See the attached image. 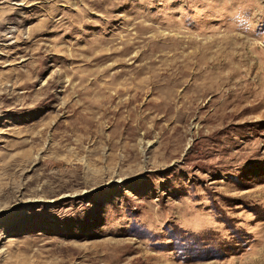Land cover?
<instances>
[{
	"label": "rangeland",
	"instance_id": "1",
	"mask_svg": "<svg viewBox=\"0 0 264 264\" xmlns=\"http://www.w3.org/2000/svg\"><path fill=\"white\" fill-rule=\"evenodd\" d=\"M0 264H264V0H0Z\"/></svg>",
	"mask_w": 264,
	"mask_h": 264
}]
</instances>
